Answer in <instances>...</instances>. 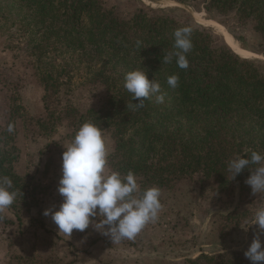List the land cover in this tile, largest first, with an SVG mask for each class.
Listing matches in <instances>:
<instances>
[{
    "label": "trees",
    "instance_id": "obj_1",
    "mask_svg": "<svg viewBox=\"0 0 264 264\" xmlns=\"http://www.w3.org/2000/svg\"><path fill=\"white\" fill-rule=\"evenodd\" d=\"M206 4L207 11L231 14L249 25L264 55V0ZM10 13L20 18L18 33L30 35L27 56L51 120L70 121L73 135L89 121L110 132L114 149L108 167L122 175L133 172L141 192L196 174L214 178L218 189L226 191L255 169L251 165L232 179L228 164L237 156L264 152V62L242 59L204 28L144 5L121 18L101 0H0V22ZM184 26L192 29L193 48L186 57L189 67L180 69L175 57L171 63L162 59L173 50L174 30ZM236 40L244 46L242 36ZM73 56L94 67L91 79L105 89L97 109L79 112L68 103L60 106L61 78L68 77ZM136 69L159 81L163 103L152 96L144 107H131L139 101L124 87L125 75ZM174 74L179 86L172 89L167 78ZM53 104L59 107L52 109ZM19 113V107L11 106L0 131V176L11 178L17 191L23 178L14 172L19 151L13 143L15 130L9 132L8 126L14 129Z\"/></svg>",
    "mask_w": 264,
    "mask_h": 264
},
{
    "label": "rangeland",
    "instance_id": "obj_2",
    "mask_svg": "<svg viewBox=\"0 0 264 264\" xmlns=\"http://www.w3.org/2000/svg\"><path fill=\"white\" fill-rule=\"evenodd\" d=\"M101 1L121 18H128L140 5L162 11L211 32L240 58L264 62L263 45L250 26L231 14L207 11V0ZM9 15L0 22V131L10 107H19L13 140L19 158L13 167L23 178L19 190L25 197L18 195L11 208L0 211L6 220L0 223V233L15 249L11 264H252L245 251L257 235L264 246V232L253 224L256 211L264 208V194H252L245 182L248 177L226 191L218 189L214 178L198 174L171 181L160 189L157 221L148 223L133 240L113 243L92 225L84 231L74 229L71 236L59 232L51 215L43 213L58 210L63 202L58 192L62 153L75 135L70 121L51 120L45 110L43 87L27 56L30 35L22 37L16 21L20 18ZM238 36L246 47L236 40ZM68 62V77L61 78L60 106L68 103L79 112L97 109L106 92L91 79L94 67H87L78 56ZM103 134L111 155L114 140L110 132ZM106 171H111L108 165ZM201 251L207 254L197 256ZM191 256L197 257L186 258Z\"/></svg>",
    "mask_w": 264,
    "mask_h": 264
},
{
    "label": "clouds",
    "instance_id": "obj_3",
    "mask_svg": "<svg viewBox=\"0 0 264 264\" xmlns=\"http://www.w3.org/2000/svg\"><path fill=\"white\" fill-rule=\"evenodd\" d=\"M173 50L165 55L162 63H171L176 58L180 69H187V54L192 50V29L180 27L173 32ZM139 44V41L137 42ZM172 89L179 86L178 74L167 78ZM124 87L132 94L131 107H144V101L155 96L157 103H163L165 94L161 92L158 80L148 79L145 70H132L125 75ZM13 126H8L12 132ZM62 153V176L58 183V192L63 197L59 209L49 208L45 216L51 215L59 232L71 236L73 230L84 231L90 225L113 243L122 240H133L148 223H155L162 209L160 202L161 190L152 186L140 190L137 177L131 171L122 175L119 171H106L110 155L103 129L89 121L82 124L71 143ZM249 170L250 175L245 181L251 192L264 194V152L252 151L250 156H237L228 164L232 179ZM139 193V195H137ZM11 178L0 176V211L10 207L18 195ZM98 209V210H97ZM99 217L97 221L93 218ZM264 232V208L256 211L254 223ZM245 256L252 264H264V246L259 235L255 236L245 251Z\"/></svg>",
    "mask_w": 264,
    "mask_h": 264
},
{
    "label": "crops",
    "instance_id": "obj_4",
    "mask_svg": "<svg viewBox=\"0 0 264 264\" xmlns=\"http://www.w3.org/2000/svg\"><path fill=\"white\" fill-rule=\"evenodd\" d=\"M2 215V213L0 214V216ZM3 218V216H1ZM4 220V218H3ZM6 220L2 221V219L0 220V223L3 222L4 224H6L5 222ZM14 248L11 245L9 239H7L2 233H0V264H11L13 261V256L15 254L14 252ZM204 254L206 255V252H202L198 253V255ZM197 256H191V257H186L187 259H190L192 261H194V259H196ZM185 259V257H179V259Z\"/></svg>",
    "mask_w": 264,
    "mask_h": 264
}]
</instances>
